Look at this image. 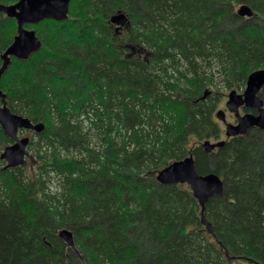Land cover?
<instances>
[{"label":"trees","instance_id":"obj_1","mask_svg":"<svg viewBox=\"0 0 264 264\" xmlns=\"http://www.w3.org/2000/svg\"><path fill=\"white\" fill-rule=\"evenodd\" d=\"M26 28L41 49L12 59L0 90L44 128L24 166L0 160V264H264V131L201 148L222 135L223 93L264 68V0H71L67 20ZM15 34L0 13V54ZM10 143L0 127V154ZM190 154L223 181L203 209L156 181Z\"/></svg>","mask_w":264,"mask_h":264},{"label":"water","instance_id":"obj_2","mask_svg":"<svg viewBox=\"0 0 264 264\" xmlns=\"http://www.w3.org/2000/svg\"><path fill=\"white\" fill-rule=\"evenodd\" d=\"M70 1L18 0L12 5H0V13L7 18L14 19L17 25L16 35L12 43L1 54L0 78L10 66L12 58L24 61L41 49L42 44L35 31L26 29L25 26L35 25L44 20L56 22L67 20ZM237 15L250 17L252 10L246 4H243L238 8ZM109 20L112 25L116 26V33L129 24L128 17L122 12L112 15ZM263 88L264 69H257L247 77L245 89L241 94H238L235 90L228 93L225 108L235 116L237 123H227L223 110H218L215 114V117L225 124L226 137L243 136L251 129L264 131V102L258 95ZM240 107L251 109L256 114L245 113L240 115ZM0 127L4 135L12 141V144L3 149L0 159L6 163L5 167L8 168L24 166L26 164V148L29 138H20L19 131L39 133L43 130V124H34L27 118L13 114L3 103L0 105ZM223 145V141L211 143L206 140L202 144V149L208 154ZM156 181L162 185H188L193 197L202 209L211 197L215 195L222 196L223 194V181L220 177L214 173L198 174L192 155L172 162L163 168L156 175ZM207 229L211 232L209 225ZM58 237L75 254H78L72 232L62 229L58 232Z\"/></svg>","mask_w":264,"mask_h":264},{"label":"rangeland","instance_id":"obj_3","mask_svg":"<svg viewBox=\"0 0 264 264\" xmlns=\"http://www.w3.org/2000/svg\"><path fill=\"white\" fill-rule=\"evenodd\" d=\"M238 7L239 6H237L236 7V9L235 10H237L238 9ZM10 69V68H9ZM242 91V90H241ZM229 91H225L224 93H223V97H222V99H221V101H220V103H219V105L217 106V109H216V111L217 110H219V109H224L225 110V101L227 100V93H228ZM226 111V110H225ZM242 112V111H241ZM226 120H227V122H230V123H234L235 122V119H234V117L233 116H231L227 111H226ZM218 123H219V126H220V129H221V131L223 132V129H224V126H223V124L221 123V121H219L218 120ZM24 136H28L29 137V134L27 135V133H23L22 135H21V137H24ZM224 135L222 134V136L220 137V140H224Z\"/></svg>","mask_w":264,"mask_h":264},{"label":"flooded vegetation","instance_id":"obj_4","mask_svg":"<svg viewBox=\"0 0 264 264\" xmlns=\"http://www.w3.org/2000/svg\"><path fill=\"white\" fill-rule=\"evenodd\" d=\"M113 26V25H112ZM113 28H114V26H113ZM114 30H115V28H114ZM42 44V43H41ZM42 46V45H41ZM3 53V52H2ZM1 53V54H2ZM1 54H0V62L2 63V61H1ZM31 56V55H30ZM13 59V58H12ZM12 59H11V63H12ZM28 60V59H27ZM24 61H26V60H24ZM1 65V64H0ZM11 65V64H10ZM8 68H9V66H8ZM7 68V69H8ZM7 71V70H6ZM3 76V75H2ZM6 104V106L8 107V105H7V102H6V100H5V95L2 93V91L0 90V105H2V104ZM244 111V110H243ZM244 113H252V114H256L255 113V111H253V110H250V111H248V112H245L244 111ZM257 130V129H256Z\"/></svg>","mask_w":264,"mask_h":264}]
</instances>
